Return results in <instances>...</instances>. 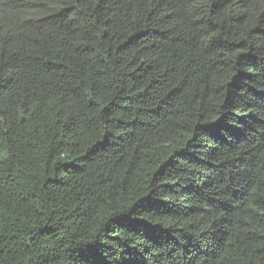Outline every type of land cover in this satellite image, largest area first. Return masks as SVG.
I'll return each instance as SVG.
<instances>
[{"label":"trees","instance_id":"16d2710c","mask_svg":"<svg viewBox=\"0 0 264 264\" xmlns=\"http://www.w3.org/2000/svg\"><path fill=\"white\" fill-rule=\"evenodd\" d=\"M0 264H264V0H0Z\"/></svg>","mask_w":264,"mask_h":264}]
</instances>
